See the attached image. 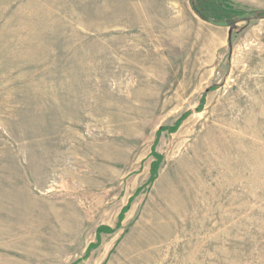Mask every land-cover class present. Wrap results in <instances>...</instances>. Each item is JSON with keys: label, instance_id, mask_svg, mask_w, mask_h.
<instances>
[{"label": "rangeland", "instance_id": "rangeland-1", "mask_svg": "<svg viewBox=\"0 0 264 264\" xmlns=\"http://www.w3.org/2000/svg\"><path fill=\"white\" fill-rule=\"evenodd\" d=\"M192 3L0 0V264H264V17Z\"/></svg>", "mask_w": 264, "mask_h": 264}, {"label": "trees", "instance_id": "trees-1", "mask_svg": "<svg viewBox=\"0 0 264 264\" xmlns=\"http://www.w3.org/2000/svg\"><path fill=\"white\" fill-rule=\"evenodd\" d=\"M192 8L205 20H210L211 18L220 21L221 18L228 19L227 22L230 24L235 23V21L240 20L241 16L245 13L241 11L234 10L231 3L228 0H192ZM249 14V13H247ZM252 18H262L264 17V12H252ZM211 17V18H210ZM157 163H152V175L156 170Z\"/></svg>", "mask_w": 264, "mask_h": 264}, {"label": "water", "instance_id": "water-1", "mask_svg": "<svg viewBox=\"0 0 264 264\" xmlns=\"http://www.w3.org/2000/svg\"><path fill=\"white\" fill-rule=\"evenodd\" d=\"M253 14H244L243 16H241V19H245V18H252ZM208 22L211 25L217 26V27H227L228 26V22L226 21H214V20H208Z\"/></svg>", "mask_w": 264, "mask_h": 264}]
</instances>
